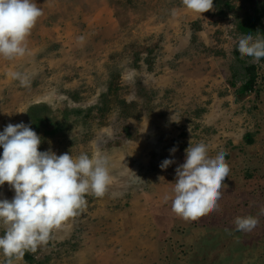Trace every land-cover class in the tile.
I'll return each mask as SVG.
<instances>
[{"label":"rangeland","instance_id":"rangeland-1","mask_svg":"<svg viewBox=\"0 0 264 264\" xmlns=\"http://www.w3.org/2000/svg\"><path fill=\"white\" fill-rule=\"evenodd\" d=\"M229 1L225 15H200L182 0H34L43 15L26 55L0 57V131L30 125L40 107L39 151L105 154L112 181L28 251L32 262L12 264H264V61L238 52L236 29L264 0ZM250 65L256 85L240 96ZM199 142L209 155L223 150L230 172L218 209L192 221L164 196ZM165 159L175 163L161 170ZM13 196L0 186V199ZM238 216L258 224L236 231Z\"/></svg>","mask_w":264,"mask_h":264},{"label":"clouds","instance_id":"clouds-1","mask_svg":"<svg viewBox=\"0 0 264 264\" xmlns=\"http://www.w3.org/2000/svg\"><path fill=\"white\" fill-rule=\"evenodd\" d=\"M182 2L187 10L200 15L213 7V0ZM42 15L34 0H0V57L11 60L25 56L26 38ZM237 50L259 62L264 58V39H254L251 33L242 35ZM11 75L21 86H29L27 75ZM40 144L41 137L23 122L10 123L0 131V186L7 184L14 191L11 200L0 199V225L4 228L0 253L6 258L0 264H12L25 251L46 244L53 229L84 210L87 194L103 196L112 181L107 155L81 153L74 158L70 153L39 151ZM176 151L173 147L170 154ZM225 156L223 150L209 155L204 142L194 146L189 143L184 163L176 168L175 182L169 183L172 187L164 196L174 214L195 221L218 209L222 188L226 187L222 182L230 172ZM173 163L165 159L160 168L165 170ZM257 224L253 216L234 219L236 231L251 232Z\"/></svg>","mask_w":264,"mask_h":264},{"label":"trees","instance_id":"trees-1","mask_svg":"<svg viewBox=\"0 0 264 264\" xmlns=\"http://www.w3.org/2000/svg\"><path fill=\"white\" fill-rule=\"evenodd\" d=\"M260 6H257L252 12L246 13L243 18H241L236 23V29L239 34L245 35L251 33L254 38L264 39V2H259ZM213 7L217 10L218 14L225 15L228 12L233 11L232 4L229 0H213ZM264 61V58H261ZM232 86L235 84L232 82ZM256 85V66L250 65L245 68L243 83L237 88V93L240 96H245L253 92ZM40 107L30 108V119L31 128L38 132L44 119L40 116ZM57 128L53 129L52 133H56ZM248 144H251L252 139L249 135L246 138ZM29 250L25 251L23 258L27 262H32V257L28 253Z\"/></svg>","mask_w":264,"mask_h":264},{"label":"crops","instance_id":"crops-1","mask_svg":"<svg viewBox=\"0 0 264 264\" xmlns=\"http://www.w3.org/2000/svg\"><path fill=\"white\" fill-rule=\"evenodd\" d=\"M46 32V31H45Z\"/></svg>","mask_w":264,"mask_h":264}]
</instances>
